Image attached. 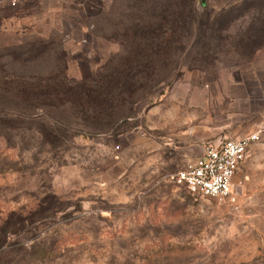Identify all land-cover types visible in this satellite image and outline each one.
<instances>
[{
  "label": "rangeland",
  "instance_id": "obj_1",
  "mask_svg": "<svg viewBox=\"0 0 264 264\" xmlns=\"http://www.w3.org/2000/svg\"><path fill=\"white\" fill-rule=\"evenodd\" d=\"M178 3L0 0V264H264V44L231 42L256 6L235 12L214 50L184 32L99 119L49 102L31 110L8 87L122 75L133 32L166 35ZM252 132L234 202L171 179L207 141Z\"/></svg>",
  "mask_w": 264,
  "mask_h": 264
},
{
  "label": "trees",
  "instance_id": "obj_2",
  "mask_svg": "<svg viewBox=\"0 0 264 264\" xmlns=\"http://www.w3.org/2000/svg\"><path fill=\"white\" fill-rule=\"evenodd\" d=\"M178 1L172 11L175 16L169 14V17L167 15L163 17L162 24L170 28L166 35H162V25L152 28L140 27L133 32L136 37L134 43L132 42L134 52L128 53L126 70L116 71L123 73L122 75L116 76L113 71L105 75L98 71L90 79L73 82L67 81L62 76L54 77L52 81L46 83L15 80L12 84L8 83V87L13 90L12 97L28 101L31 110L49 102L55 107L69 105L75 113L99 119L110 114L114 104L122 99L126 100V97L133 94L136 75L132 72H140L144 67H152L153 55L155 59L162 56L170 48L171 43L178 40L184 32L189 38H194L192 42H195L197 48H203L202 51L219 48L227 39L222 30L227 28L234 16L236 17L235 12L240 13L247 5L256 6L257 12L251 14L244 32L235 39L232 37V45L236 49L248 47L253 50L264 44V0H259L258 4L253 0H242L237 6L222 8L214 13L199 11L195 6V0ZM141 43L146 45L140 48ZM58 128L56 125L50 127V130L42 129V131L51 135Z\"/></svg>",
  "mask_w": 264,
  "mask_h": 264
},
{
  "label": "built area",
  "instance_id": "obj_3",
  "mask_svg": "<svg viewBox=\"0 0 264 264\" xmlns=\"http://www.w3.org/2000/svg\"><path fill=\"white\" fill-rule=\"evenodd\" d=\"M256 132L237 138L207 141L201 153L179 168L171 179L184 185L193 194L226 198L234 202L238 186L234 176L245 161Z\"/></svg>",
  "mask_w": 264,
  "mask_h": 264
}]
</instances>
